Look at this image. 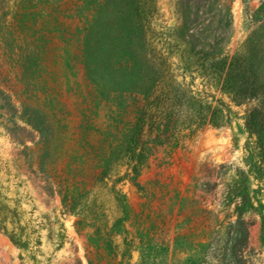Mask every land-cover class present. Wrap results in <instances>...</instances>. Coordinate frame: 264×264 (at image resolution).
I'll return each mask as SVG.
<instances>
[{"label":"rangeland","instance_id":"1","mask_svg":"<svg viewBox=\"0 0 264 264\" xmlns=\"http://www.w3.org/2000/svg\"><path fill=\"white\" fill-rule=\"evenodd\" d=\"M0 264H264V0H0Z\"/></svg>","mask_w":264,"mask_h":264},{"label":"trees","instance_id":"2","mask_svg":"<svg viewBox=\"0 0 264 264\" xmlns=\"http://www.w3.org/2000/svg\"><path fill=\"white\" fill-rule=\"evenodd\" d=\"M178 97L181 99L182 98V100L184 99V100H186L184 97H185V95H183L181 92H178ZM194 99H192L191 101H193ZM207 107H209V105L207 106ZM248 124V123H247ZM165 127L166 128H168V125H165ZM162 131H164V129L162 128ZM164 138L165 139H167V140H169V139H173V136H170L169 135V133H167V135L166 136H155L153 139L154 140H157V141H164ZM239 232H240V238L238 239L239 241V243H241V242H243L245 239H246V232H245V228H244V223H243V221L241 220V221H239Z\"/></svg>","mask_w":264,"mask_h":264}]
</instances>
